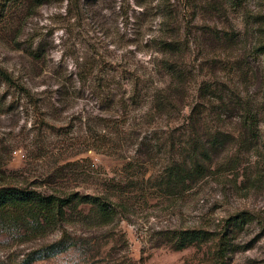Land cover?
Masks as SVG:
<instances>
[{"label": "rangeland", "instance_id": "obj_1", "mask_svg": "<svg viewBox=\"0 0 264 264\" xmlns=\"http://www.w3.org/2000/svg\"><path fill=\"white\" fill-rule=\"evenodd\" d=\"M171 2L178 11L182 41L190 42L182 62L192 72L190 95L184 104L179 103L173 126L189 115L204 81L224 89L227 97L235 93L243 98L262 97L264 74L259 66L263 64L252 53L257 37L252 28L264 27V0ZM149 3L47 0L32 10L34 15L18 39L0 23V64L14 80L13 86L0 81V175L25 176L35 185L55 179L66 191L100 193L106 191L100 185L102 178L120 184L128 173L146 174V182L129 194H122L121 188L109 190L117 202V214L110 220L97 216L90 205L77 207L63 224L75 245L33 264H264V137L257 149L234 144L223 154L240 153L239 172L210 175L194 191L164 195L153 182L147 184V178L156 173V163L168 158L164 151L154 153L153 158L140 156L135 148L127 151L129 157L140 160L129 172L123 170L127 160L118 156L93 149L79 153L81 125L76 121L74 131L66 134V122H75L71 117L80 111L84 116L101 114L94 101L60 106L54 117L45 115L51 125L41 119L33 121V106L26 94L44 114L51 113L52 96L70 100L75 88L90 95L93 77L89 69L83 73L84 85L76 77L83 62L99 57L150 59L151 52L144 47L150 37L148 29L161 18L146 14ZM259 16L262 20L256 23ZM70 161L74 163L65 165ZM41 188L45 190L46 185ZM232 218L247 221L234 227ZM191 229L215 235L206 243L178 248L176 234ZM62 233L48 232L28 241L0 234V264H17L26 252L52 243ZM221 241L228 242L229 249L220 251Z\"/></svg>", "mask_w": 264, "mask_h": 264}, {"label": "trees", "instance_id": "obj_2", "mask_svg": "<svg viewBox=\"0 0 264 264\" xmlns=\"http://www.w3.org/2000/svg\"><path fill=\"white\" fill-rule=\"evenodd\" d=\"M45 1L2 0L1 26L15 39L20 38L29 17L34 15L32 10ZM149 4L145 8L146 14L161 18V21L156 26L150 24L148 29L150 37L144 44L146 51L151 52L148 61L99 57L83 62L76 77L83 84L87 78L83 73L89 69L93 77L90 95L75 88L70 100L62 95L58 98L52 96L48 103L49 114L40 111L28 94L25 97L33 106L34 123L41 119L46 125L50 123L46 122L45 115L54 117L60 106L69 107V101H94L101 114L84 116L80 111L71 117L75 122H66V134L74 131L76 121L81 125L83 136L77 146L79 153L93 149L118 156L127 160L123 170L129 172L140 160L139 157H129L127 151L135 148L140 156L144 154L151 158L154 153L164 151L169 154L168 158L156 163V173L147 178V184L153 182V187L162 194L175 195L182 190H196V186L207 182L210 175L233 174L242 169L239 152L223 154L234 144L243 145L248 150L257 149L262 144L264 95L243 98L235 93L227 97L224 89L204 81L198 88L199 95L189 115L180 125L173 126L179 103L184 104L191 91L188 79L192 72L182 62L190 49V42L182 41L178 11L171 0H150ZM261 20L262 16H259L256 23ZM252 31V35L257 36L252 53L256 59H261L263 65L259 68L264 74V27H255ZM33 53L38 54V50ZM0 81L7 86L14 83L10 71L1 64ZM86 160L88 158H83ZM73 163L70 161L65 165ZM145 175V172L137 176L128 173L126 181L120 180V184L102 178L100 185L105 187V192L82 193L66 191L55 179L35 185L25 176H10L4 172L0 175V234L28 241L61 230L63 233L59 239L34 247L17 264H33L54 256L75 245L63 224L77 207L90 205L97 216L110 220L117 214V202L109 190L121 188L122 194H129L146 182ZM123 181L125 185H121ZM45 185L43 190L41 187ZM118 198L124 196L118 195ZM232 221L235 227L242 226L247 220L232 218ZM176 235L177 247L181 249L206 243L215 234L206 229H191L179 231ZM220 244V251L229 249L228 242L221 241Z\"/></svg>", "mask_w": 264, "mask_h": 264}]
</instances>
